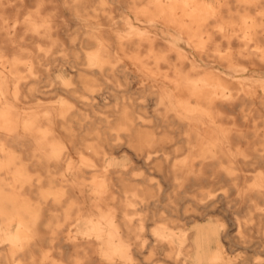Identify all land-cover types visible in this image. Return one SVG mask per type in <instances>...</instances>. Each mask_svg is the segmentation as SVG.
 <instances>
[{
	"label": "bare ground",
	"instance_id": "1",
	"mask_svg": "<svg viewBox=\"0 0 264 264\" xmlns=\"http://www.w3.org/2000/svg\"><path fill=\"white\" fill-rule=\"evenodd\" d=\"M260 247L264 0H0V264Z\"/></svg>",
	"mask_w": 264,
	"mask_h": 264
},
{
	"label": "rangeland",
	"instance_id": "2",
	"mask_svg": "<svg viewBox=\"0 0 264 264\" xmlns=\"http://www.w3.org/2000/svg\"><path fill=\"white\" fill-rule=\"evenodd\" d=\"M31 4V3H30ZM144 170H146L145 168H144ZM209 219H213V217H209ZM228 224H229V221H228ZM257 255H260L262 258H264V251L262 250V247H260V249L258 250V253H257ZM205 264H207V262H205Z\"/></svg>",
	"mask_w": 264,
	"mask_h": 264
}]
</instances>
